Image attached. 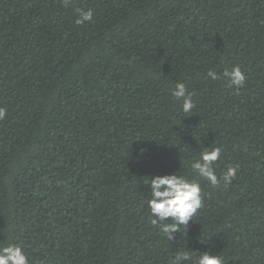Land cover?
Wrapping results in <instances>:
<instances>
[{
	"label": "trees",
	"instance_id": "trees-1",
	"mask_svg": "<svg viewBox=\"0 0 264 264\" xmlns=\"http://www.w3.org/2000/svg\"><path fill=\"white\" fill-rule=\"evenodd\" d=\"M0 108V244L30 264H264V0H0ZM215 147L214 188L191 163ZM176 171L202 207L169 241L146 185Z\"/></svg>",
	"mask_w": 264,
	"mask_h": 264
},
{
	"label": "clouds",
	"instance_id": "clouds-1",
	"mask_svg": "<svg viewBox=\"0 0 264 264\" xmlns=\"http://www.w3.org/2000/svg\"><path fill=\"white\" fill-rule=\"evenodd\" d=\"M71 0H62V5L70 6ZM78 19L76 24H83L90 21L94 15L91 9H76ZM207 76L216 81L221 78L214 70H209ZM228 81V86L239 90L245 85L246 76L239 66L225 69L222 73ZM171 96L181 101V109L184 113H190L193 108V93L189 92L184 83L177 82L170 90ZM4 108H0V120L6 117ZM221 148L215 147L211 150L205 148L191 163L192 171L212 187H219L221 183L225 186L231 183L236 176L237 167L228 166L218 176L214 165L221 155ZM148 199H145L149 210V218L153 227L167 240L174 239V233L185 234L189 221L202 207L201 185L198 180H190L184 175H177V171L171 174L154 175L147 177ZM183 226V227H181ZM0 264H30L29 257L19 244H0ZM170 264H223L220 255H209L201 253L193 255L192 252H178Z\"/></svg>",
	"mask_w": 264,
	"mask_h": 264
}]
</instances>
